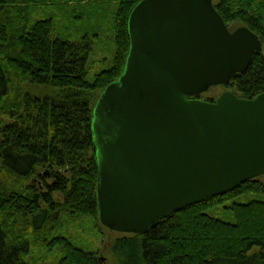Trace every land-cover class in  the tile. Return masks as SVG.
Instances as JSON below:
<instances>
[{
	"label": "trees",
	"instance_id": "1",
	"mask_svg": "<svg viewBox=\"0 0 264 264\" xmlns=\"http://www.w3.org/2000/svg\"><path fill=\"white\" fill-rule=\"evenodd\" d=\"M139 2L0 0V264H38L27 259L37 237L60 249L57 264H102L95 249L52 234L83 218L103 226L92 110L125 67L128 17ZM213 4L230 30L248 26L262 41L248 69L225 84L255 98L264 92V0ZM107 252L113 264H264V182L253 178L118 236Z\"/></svg>",
	"mask_w": 264,
	"mask_h": 264
},
{
	"label": "water",
	"instance_id": "2",
	"mask_svg": "<svg viewBox=\"0 0 264 264\" xmlns=\"http://www.w3.org/2000/svg\"><path fill=\"white\" fill-rule=\"evenodd\" d=\"M124 69L92 110L101 224L139 234L264 176V92L197 97L245 72L262 41L213 0H140Z\"/></svg>",
	"mask_w": 264,
	"mask_h": 264
},
{
	"label": "rangeland",
	"instance_id": "3",
	"mask_svg": "<svg viewBox=\"0 0 264 264\" xmlns=\"http://www.w3.org/2000/svg\"><path fill=\"white\" fill-rule=\"evenodd\" d=\"M234 29L235 28L232 30ZM226 90L233 92L227 85H216L210 88L208 91L203 92L201 97L202 99H215ZM34 178L32 176L28 179V185H32L31 182L34 180ZM260 179L264 182V176H261ZM228 219L234 220L233 216L230 214L228 215ZM66 229L67 228L56 230L52 236L55 238L60 236L61 233H64L66 234L67 238L71 237L72 240L77 242V245L84 246L85 248L89 247L91 250L95 249L99 253L102 264H113L108 255L107 246L113 239L123 235V233L108 230L103 228V226H96L93 224V222H91L90 219L86 218L77 221L75 224L73 223L67 231H64ZM37 240L39 241H37V244L33 247L31 253L27 255L28 261L33 263L36 262L38 264H57L62 256L60 249H54L44 242H41L40 237H37Z\"/></svg>",
	"mask_w": 264,
	"mask_h": 264
}]
</instances>
